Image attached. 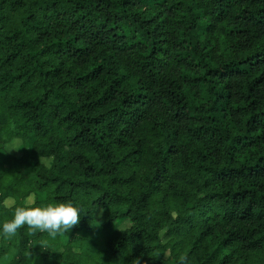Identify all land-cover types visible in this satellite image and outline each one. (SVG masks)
<instances>
[{
	"label": "trees",
	"instance_id": "16d2710c",
	"mask_svg": "<svg viewBox=\"0 0 264 264\" xmlns=\"http://www.w3.org/2000/svg\"><path fill=\"white\" fill-rule=\"evenodd\" d=\"M29 196L80 222L0 264H264V0H0V222Z\"/></svg>",
	"mask_w": 264,
	"mask_h": 264
},
{
	"label": "clouds",
	"instance_id": "9594fccd",
	"mask_svg": "<svg viewBox=\"0 0 264 264\" xmlns=\"http://www.w3.org/2000/svg\"><path fill=\"white\" fill-rule=\"evenodd\" d=\"M12 149H16L15 144L6 146L7 151ZM13 208L12 218L0 222V236L5 238L14 237L20 229L26 227L32 233H46L48 237L55 239L78 225L82 213L81 206L72 200L59 203L38 202L31 196Z\"/></svg>",
	"mask_w": 264,
	"mask_h": 264
},
{
	"label": "rangeland",
	"instance_id": "374dc122",
	"mask_svg": "<svg viewBox=\"0 0 264 264\" xmlns=\"http://www.w3.org/2000/svg\"><path fill=\"white\" fill-rule=\"evenodd\" d=\"M9 144H15L16 149H12V150H10V151H7V150L5 149L4 152H6V153H10V154H12L13 156H17V157L22 156L24 146H23V143H22L21 141L15 139V140H13L12 142H10ZM9 144H7V145H9ZM1 154H3V153H1ZM41 161H42L46 166H50L51 163H52V160H51V159H42ZM31 197H32L33 199H35L34 196H31ZM12 204H14V201H13L12 199H8V200L6 201V205H7V206H10V205H12ZM130 225H131L130 221H129L128 219H125V220H122V221L119 222V224H118V228H119V229H125V228L130 227ZM164 240H165V239H164Z\"/></svg>",
	"mask_w": 264,
	"mask_h": 264
}]
</instances>
